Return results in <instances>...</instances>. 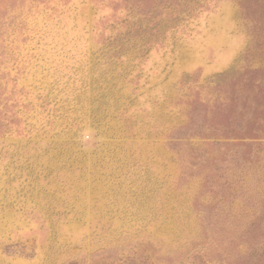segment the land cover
I'll list each match as a JSON object with an SVG mask.
<instances>
[{
  "label": "rangeland",
  "instance_id": "1",
  "mask_svg": "<svg viewBox=\"0 0 264 264\" xmlns=\"http://www.w3.org/2000/svg\"><path fill=\"white\" fill-rule=\"evenodd\" d=\"M0 264H264V0H0Z\"/></svg>",
  "mask_w": 264,
  "mask_h": 264
}]
</instances>
